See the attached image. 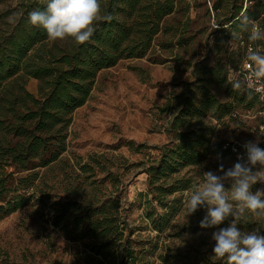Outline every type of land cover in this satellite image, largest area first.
Returning <instances> with one entry per match:
<instances>
[{
	"label": "trees",
	"instance_id": "16d2710c",
	"mask_svg": "<svg viewBox=\"0 0 264 264\" xmlns=\"http://www.w3.org/2000/svg\"><path fill=\"white\" fill-rule=\"evenodd\" d=\"M46 4L47 0L19 1L13 21L0 13V202H4L0 208L13 212L25 207L30 198L19 191L34 187L43 176L42 168L59 170L70 183L65 197L51 204L50 219L68 239L84 243L87 264H153L146 257L147 248L139 247L124 207L125 165L107 166L108 154H94L84 163L77 160L68 172L69 159H63V153L72 115L86 103L98 73L121 59L148 55L177 0H100L101 16L112 19L98 20L94 35L84 44L70 37L50 40L44 29L29 23L28 13L43 10ZM197 73L201 77L186 82L163 108L170 114L166 126L170 142L145 168L151 190L164 196L179 190L173 177L179 170L201 162L209 153L235 155L230 146L224 147L233 142L212 143L215 125L207 116L222 119L252 89L241 96L240 90H233L224 64L199 66ZM29 78L39 81L37 95L26 88ZM218 89L231 90L234 102L223 104L215 93ZM15 173L17 195L7 199ZM172 214L173 210L159 216L146 211L143 219L165 232ZM248 220L246 213L238 226L248 227ZM170 251L174 252L169 257L160 255V264H209L192 262L189 252Z\"/></svg>",
	"mask_w": 264,
	"mask_h": 264
},
{
	"label": "rangeland",
	"instance_id": "374dc122",
	"mask_svg": "<svg viewBox=\"0 0 264 264\" xmlns=\"http://www.w3.org/2000/svg\"><path fill=\"white\" fill-rule=\"evenodd\" d=\"M19 1L0 0V13L9 14L7 21H13L18 14ZM245 17L264 28V0H177L175 12L164 18L150 53L121 59L101 70L86 103L72 115L63 153V159H69L67 171L77 160L84 163L94 154H108L107 166L125 165V184L121 187L124 207L136 229L134 237L141 242L139 247L147 248L146 257L153 264L162 262L160 255L169 257L174 252L170 249L189 252L192 262L224 264L213 255L215 242L211 235L228 227L233 218L228 217L218 226L201 228L206 209L188 215L185 201L203 181V172H217L221 163L227 169L237 161L236 156L209 153L201 162L179 170L173 174L179 190L166 196L151 190L145 168L158 159L161 149L170 142L166 132L170 114L163 108L184 90L186 82L201 77L198 67L220 63L225 65L228 78L233 72L238 73L247 57L246 47L252 42L243 24ZM233 32L239 38L230 46ZM257 43L264 47V41ZM38 84L37 79L29 78L26 88L37 95ZM247 90L245 85L240 96ZM215 93L223 104L233 101L231 90L218 89ZM254 96L251 90L243 102L233 101L231 113L220 120L207 116L215 125L212 143L256 141L264 101ZM235 110L240 115L232 117ZM40 172L43 176L34 187L19 191L30 198L25 207L13 212L0 208V264H87L89 251L84 243L68 239L49 215L51 204L65 197L70 181L59 170L49 172L42 168ZM187 184L189 187L182 189ZM12 188L7 199L17 195V173ZM262 188L264 184L258 182L251 190ZM170 210L173 219L165 232L156 231L143 219L146 211L159 216ZM247 214L249 226L237 225L238 228L247 232L259 228L264 235V217Z\"/></svg>",
	"mask_w": 264,
	"mask_h": 264
},
{
	"label": "clouds",
	"instance_id": "9594fccd",
	"mask_svg": "<svg viewBox=\"0 0 264 264\" xmlns=\"http://www.w3.org/2000/svg\"><path fill=\"white\" fill-rule=\"evenodd\" d=\"M100 19H112L111 15L101 16L100 0H47L43 10L34 9L28 13L29 23L44 29L50 40L70 37L78 44L90 40L95 32L94 25ZM243 24L248 30L249 41H264V28L247 17ZM249 24L250 28L247 27ZM230 34L231 46L239 34ZM247 61L250 72L246 80H241L236 72L228 78L233 90H240L245 85L251 90L256 83L264 82V51L258 47L249 48ZM261 136L264 132L259 131L257 141L244 143L245 154L238 155L231 167L225 169L221 163L217 172H203V181L185 201L188 215L206 209L200 221L201 228L218 226L228 217L233 218L228 227L219 228L211 235L215 242L213 255L224 264H264V235L260 234L259 228L247 232L237 226L247 212L264 217V188L251 190L258 182L264 184V149L259 147Z\"/></svg>",
	"mask_w": 264,
	"mask_h": 264
},
{
	"label": "built area",
	"instance_id": "2783aa9c",
	"mask_svg": "<svg viewBox=\"0 0 264 264\" xmlns=\"http://www.w3.org/2000/svg\"><path fill=\"white\" fill-rule=\"evenodd\" d=\"M256 47H258L260 50L264 51V48L260 44H258L257 42H250L246 47V52L248 53L249 48H256ZM249 72H250L249 62L247 61V57H246L244 62H243V65L238 70V73L240 74V78L242 80H246ZM252 90L259 96V99L264 101V82L256 83ZM238 115H240V113L236 110L232 113L233 117H237ZM259 116H260V121H259V124L256 128V133H255L256 141L258 138L259 131L264 132V110L259 112ZM243 145H244V143L233 142L230 144L229 142H227L224 147L230 146L232 151L235 153L236 158H237L238 155H244L245 154V149L243 148ZM259 147L264 149V136L259 137Z\"/></svg>",
	"mask_w": 264,
	"mask_h": 264
}]
</instances>
